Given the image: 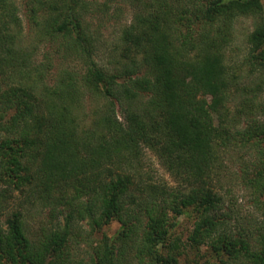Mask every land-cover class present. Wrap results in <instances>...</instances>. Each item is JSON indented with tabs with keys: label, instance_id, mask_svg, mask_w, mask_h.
<instances>
[{
	"label": "trees",
	"instance_id": "trees-1",
	"mask_svg": "<svg viewBox=\"0 0 264 264\" xmlns=\"http://www.w3.org/2000/svg\"><path fill=\"white\" fill-rule=\"evenodd\" d=\"M17 4L0 0V180L29 187L49 220L36 230L15 212L0 264H264V0H31L39 44ZM124 7L133 19L103 66L89 22ZM88 93L103 103L91 118ZM149 152L175 185L150 175ZM234 189L256 214L235 209Z\"/></svg>",
	"mask_w": 264,
	"mask_h": 264
},
{
	"label": "rangeland",
	"instance_id": "rangeland-1",
	"mask_svg": "<svg viewBox=\"0 0 264 264\" xmlns=\"http://www.w3.org/2000/svg\"><path fill=\"white\" fill-rule=\"evenodd\" d=\"M17 5H19L21 9V18L23 20L24 25V32H25V41L26 44H32L35 41L37 44H39V41H37V36L34 34L32 28L26 18L25 13V4H27L28 1L31 0H16ZM133 10L128 7L123 8V12L120 16H117V18H114L112 21H106L105 23L101 24L102 21L99 19H93L89 22L91 25V29L98 32L99 37L98 41L101 45V50L98 53V56L95 57L101 65L108 66V64L112 61L113 57V48L115 47V43L117 42L118 35L121 31L122 26H125L126 24L130 23L133 19ZM256 20L252 17L250 18H240L237 23L235 24V44L233 48V55L238 61L243 57L244 52H247V38L248 35L254 30ZM99 30V31H97ZM28 40V42H27ZM48 50L51 52L49 44H45V42H41L38 53L36 56H38L39 60L42 61L44 58L45 52H48ZM239 56V57H238ZM55 57V56H53ZM231 57V56H230ZM238 57V58H237ZM58 63H61L62 65L65 63L64 59L62 60L58 59L56 57L55 64L59 66ZM113 63V62H112ZM111 63L110 68L113 69V64ZM85 101V107L84 110H86V114L91 118L94 111H96V107H102L103 103L97 99H95L92 95L88 96ZM243 127H246V124L243 123ZM242 127V128H243ZM148 162L151 165L150 169V175L157 177L160 176L161 178H165L168 180L172 185H175L173 183L172 179L168 174L165 173L164 169L160 166L159 162L156 161L157 158L155 157V154L149 152L148 153ZM236 163L234 165L230 163L229 169L235 171ZM225 184V182H223ZM29 189V187H26V190ZM7 186L0 180V229L5 230L7 229V220L16 212L23 213L26 220L29 222L30 227L39 230L44 222H47L49 220V212H44L42 210L41 204H33L34 199L31 198L32 196H27L26 190L22 189L20 191H12L9 190V193L6 192ZM236 192V200L234 201V207L236 210H240L243 213L241 214H256V208L254 204L252 203V199L249 193L245 192L244 190L234 189ZM218 191H220L218 189ZM230 202H227V206H230ZM192 220L189 218H184L182 221V225L179 228V233L182 235L184 239L190 235V232L192 230ZM120 225L118 223H113L109 228H107L106 232L112 236L119 230ZM84 243L83 247L84 248ZM81 249V250H82Z\"/></svg>",
	"mask_w": 264,
	"mask_h": 264
}]
</instances>
